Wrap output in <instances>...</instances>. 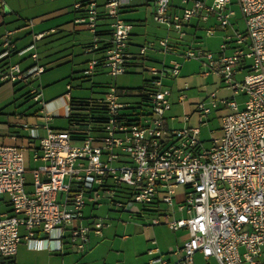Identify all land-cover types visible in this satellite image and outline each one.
I'll list each match as a JSON object with an SVG mask.
<instances>
[{
	"label": "built area",
	"instance_id": "obj_1",
	"mask_svg": "<svg viewBox=\"0 0 264 264\" xmlns=\"http://www.w3.org/2000/svg\"><path fill=\"white\" fill-rule=\"evenodd\" d=\"M150 1L153 19L175 31L177 39L184 37L183 26L192 18L206 20L213 15L219 26L227 27L234 15L231 0H180L179 12L170 11L171 0ZM235 1L245 21L244 32L233 29L226 34L216 54L192 46L182 53L185 59L200 60L206 73H217L232 90L230 98H218L213 91L209 103L196 105L200 124L207 122L213 108L229 109L220 117L221 135L211 139L208 147L198 137L199 127L165 125L170 89L164 79L179 74L176 60L149 68L152 76L142 91L143 102L134 106L133 114L120 100L124 90L111 83L101 100L106 114L99 128L74 122L68 129L45 126L40 134L36 127H29V143L38 141L32 154L38 162L31 169L30 191L26 190L24 147L0 141V195H8L11 207L10 213H0V264H12L21 237L50 251H62L64 241L82 251L89 234H101L104 225L100 218L82 222L86 200L99 197L118 207L127 202L171 209L176 205L185 213L166 221L172 230L185 227L188 231L180 248L182 256L168 262L158 255L150 263L193 264L194 254L200 252L219 264H264V0ZM129 3L73 0V9L79 12L74 22L91 34L86 49L95 51L101 40L106 43L102 57L88 61L86 74H92L96 66L106 68L113 77L127 72L131 22L121 16V10ZM102 24L108 27L107 38L100 33ZM45 32L33 33L22 49H16L12 29L0 34V61L26 50H31L34 61L26 70L8 62L0 69V81L27 80L43 70L37 63L35 41ZM206 32L212 34L213 29ZM155 43L163 52L170 47L168 38L160 37L141 45L138 54L144 55ZM228 46L230 52H226ZM247 59L251 60L249 72L241 82L235 81L236 66H243ZM240 92L246 95L242 108L234 99ZM32 94L43 104L39 87ZM178 97L181 100L183 94ZM120 186L126 201L116 198ZM151 223H159V217L154 216Z\"/></svg>",
	"mask_w": 264,
	"mask_h": 264
},
{
	"label": "crops",
	"instance_id": "obj_2",
	"mask_svg": "<svg viewBox=\"0 0 264 264\" xmlns=\"http://www.w3.org/2000/svg\"><path fill=\"white\" fill-rule=\"evenodd\" d=\"M98 1L101 2V0ZM233 2L234 0H231L229 5L232 10ZM72 3L73 0H0V34L5 29H9L6 25L9 21L21 20L23 22L16 23V29H12L16 49L26 47L30 42L31 34L33 35V33L47 31L38 40V43L41 44L39 50L35 45L37 63L43 67V70L35 77H29L27 80L11 81L12 93H10L8 97H0V141L5 144H14L24 147V164H26L25 152H28L29 156L27 162L29 169L35 167L38 162L32 159L34 147H38V141L37 139H34L31 140L33 141L32 144L29 143L31 138L29 137L28 128L36 127L40 134L43 133L45 126L56 130L70 128L74 123V119H79L88 114V108L72 105V103L80 101L90 103L91 101V104L93 105V101L99 102L102 100L108 85L111 84L105 82L106 85L104 86L101 95L97 96L95 99L90 98L88 100H83L73 96L71 80L74 77H81L79 74L75 75L74 73L79 71L87 77L89 74H86L84 71L87 67L88 61L93 57H102L103 51H89L86 49L90 44L91 34L83 25L74 22V17L78 15L79 12L74 11ZM180 6L181 2H176V0L170 1V11L179 12ZM152 12L153 3L150 0H130L129 5L121 10V16L131 22L130 35L128 38V52L130 55L128 69L131 67H146L147 65H150L149 67H151V64L157 62L162 56V61L165 63H170L171 60L178 61L180 63L181 71L183 66V60L181 58H183L182 53L185 48L184 43L190 42L198 44V30L201 28L206 30L211 27L214 32L221 27L218 25L213 15L209 16L206 20L192 18L183 26L184 31H186L184 37L182 39H177V33L173 30H167L163 24L156 22L153 19ZM30 20L31 23H29ZM23 26H27V28L23 29ZM231 27H233L232 23ZM99 30L104 38L109 36L107 25H100ZM163 35H166L165 37L168 38V43L170 45L167 52H163L160 45L155 43L153 47L146 50L144 55L140 56L138 54L139 47L143 43L154 41L156 38H160ZM185 37H190L191 40L188 41L187 39H184ZM230 50L231 49L228 46L226 52H230ZM27 53L28 50L22 53L12 52L9 57L0 61V69H2L4 65H7L8 62H16L23 70H26L34 63L30 54ZM45 57L47 58L45 59ZM62 64L68 65L65 67V71L62 72L61 76L58 75L59 77H62L59 80L64 79V83H62L61 87H57L56 90L48 87L45 88L44 86L39 87V83H48V85L56 83L57 78L55 77L57 76H54L53 74L49 75L45 73V71L52 66H60ZM241 68L240 65L236 66V71ZM68 71H70V74H67ZM102 73L110 75L107 69L102 66H96L92 74L95 75ZM147 81L148 79H144L142 86L136 88L137 91L131 94L139 96V101H128L126 99L120 100L127 103L128 107L141 104L143 102L142 91L144 87H146ZM1 82L5 81H0V84ZM34 87H39L41 89V99L43 104L37 103L38 106L34 109L27 110V108L23 111L17 112L14 114L16 120L13 121L10 119V116L14 112L9 111V104L15 102V99H9L12 97L16 98L18 91L23 89L24 91L22 94H24L25 98H32L35 100L32 94V89ZM180 94H183V97L185 94L182 92L177 95V102L181 103L183 97L180 100L178 97ZM170 97L171 90L169 100ZM35 102L37 101L35 100ZM170 109L171 103L168 110ZM166 113L165 125L168 128L185 127H171ZM185 115H187L188 118H183L185 121H188L191 114ZM171 119H174V117H171ZM31 182L29 183L26 180V190L28 191L32 189ZM116 198L126 201L123 192H119ZM0 201L4 204V209L0 210V213H10L11 207L8 202V195H0ZM106 202L109 201H107V198L105 197H99L96 201L88 198L83 207L82 222L87 223L92 218H97L98 216L93 212L94 209L106 204ZM121 209L137 217H142L143 211L150 213V217L146 218L148 222L144 224L145 230L148 232L146 233L148 238H146V243L135 251L134 255L127 257L125 253L121 254V252H117L115 255H110L113 243L111 246H108V241L112 242L115 238L109 240V238L104 235L107 234V230H109L111 225L106 224L103 219L100 218L104 222V225L101 228V234L98 235L91 232L89 234V241L82 251L74 250L70 247L67 241H64L62 251H50L47 248L42 247L39 242L34 245L33 242L29 243L24 237H21L17 251L12 259V264H160L158 262H149L151 258L158 255L168 262L178 261L182 256L180 248L183 242L189 237V234L185 227H180L176 230L170 229L166 221L171 218L185 216L183 211L178 210L176 205H174L172 209L171 207L161 205L160 207L155 208L142 207L140 205L135 206L129 202L125 203V206L121 207ZM169 212L171 214L166 216V213ZM154 216L159 217V223H151V219ZM20 233L23 235L24 230L20 229ZM121 240L126 242L128 240L127 235H122ZM197 254H200V256L203 257L200 252H196L193 256V264L194 258ZM209 258L211 257H203L205 260Z\"/></svg>",
	"mask_w": 264,
	"mask_h": 264
},
{
	"label": "rangeland",
	"instance_id": "obj_3",
	"mask_svg": "<svg viewBox=\"0 0 264 264\" xmlns=\"http://www.w3.org/2000/svg\"><path fill=\"white\" fill-rule=\"evenodd\" d=\"M103 1V0H101ZM211 0H208L210 2ZM176 2H180V0H176ZM232 8L235 14L231 17L230 21L233 25H228L227 27H220L216 29L212 34H206V30L201 28L198 30L199 43H184L185 48L187 49L189 46L199 47L204 50H209L213 53H217L219 51L220 44L223 42V37L226 34L233 33V29H237L241 32L245 30V21L243 19L241 10L234 0L232 3ZM180 11V10H179ZM22 22L18 21H9L6 23L9 29H14L17 25L16 23ZM23 23V22H22ZM28 26V25H27ZM27 26H23L27 28ZM16 29V28H15ZM186 32V31H185ZM163 35L161 37H165ZM156 38L154 41L157 42ZM188 41L191 40L190 37H185ZM39 40V39H38ZM38 40L35 41L36 48L41 47V44L38 43ZM32 41V34L30 36V42ZM29 42V43H30ZM144 44V43H143ZM142 44V45H143ZM30 54V50L28 53ZM184 58V56L182 55ZM47 57H45L46 59ZM183 66L181 68L180 74L175 77H167L164 79V84L171 90V109L167 111L166 116L169 119V125L172 127H181V126H197L199 127L198 137L201 141H203L204 146L208 147L211 143V139L217 138L221 134L220 130V117L229 111L227 107L220 106L217 109H212L211 113L207 116V122L204 124H200L198 121V112L195 111L196 105L200 101H204L209 103V98L207 97L209 93L216 90V96L218 98L222 97H231L232 90L229 89L222 81L220 76L215 72H205L206 68L204 67L201 61H197L196 59H183ZM44 59V58H43ZM162 56L158 59L157 62L151 64V66H155L157 68L162 65ZM251 60L247 59L243 66L241 65V69L236 71L233 75L235 81L241 82L243 77L249 72L248 65ZM165 63V62H164ZM168 65L169 63H165ZM68 64H62L58 66H52L48 68L45 73L49 75L57 76L56 83L49 84L48 83H39V87L44 86L45 88L57 89V87H61L62 83H64V79L59 80L62 77V72L65 71V67ZM150 66V65H149ZM148 65L145 67H131L127 70V72L120 73L117 76L113 77L106 73L102 74H89L84 76L82 72H75L74 74H79L81 77L72 78V93L73 96L88 100L90 98H97V96L101 95L105 82L114 83L118 89H124V92L120 96V99H126L128 101H139L140 97L137 95H131L136 92V88L141 87L144 79H150L151 72L149 71ZM67 74H70L68 71ZM59 75V76H58ZM47 85V86H46ZM12 84L11 81L7 80L5 82H1L0 84V97H8L10 93H12ZM23 89L19 90L16 94V98L12 97L9 100L15 99V102L9 104V111L14 112L10 119L13 121L16 120L14 114L25 109H34L38 106V102H35L32 98H25L23 93ZM184 93L183 101L177 102V95L179 93ZM235 101L238 104L239 108L243 107V103L246 99V95L243 93H238L234 97ZM15 103V104H14ZM194 110V111H193ZM185 114H191L190 119L188 121L184 120ZM174 117V119H171ZM28 152H25L26 158V170L25 177L27 182L32 181V172L28 166ZM107 198V197H105ZM106 204H103L94 209V214L98 216L97 218L103 219L106 224L111 225L109 230H107V234H104L109 240L115 238L114 241H108V246H111L113 243V247L111 248V254L115 255L117 252H121V254L125 253L127 257H130L135 254V251L138 250L144 243H146L147 230H145L144 224L148 221L146 218L150 217V213L143 211L142 217H137L135 215H131V213L124 211L121 207L116 206L107 198ZM164 206V205H161ZM4 209V204L0 201V210ZM106 228V227H105ZM22 229V228H21ZM126 234L128 240L123 242L121 240V236ZM105 238V237H104ZM194 264H219L217 260L214 258H209L207 260L203 259L200 254L194 258Z\"/></svg>",
	"mask_w": 264,
	"mask_h": 264
},
{
	"label": "trees",
	"instance_id": "obj_4",
	"mask_svg": "<svg viewBox=\"0 0 264 264\" xmlns=\"http://www.w3.org/2000/svg\"><path fill=\"white\" fill-rule=\"evenodd\" d=\"M106 46L105 40H101V46L95 50H103V48ZM92 102H85V101H80V102H76V103H72V105H77V106H81L82 108L86 107L88 108V114L79 118V119H74V122H81V123H91L93 128H99L101 126L102 120L105 117L106 114V106L103 102L101 101H93V105L91 104ZM126 110H130L131 112L129 114H133V111H135V107L134 106H130L128 108H126ZM98 113V114H97ZM131 118H128V120ZM124 187L120 186L117 187V193L116 196H118L119 192H122Z\"/></svg>",
	"mask_w": 264,
	"mask_h": 264
}]
</instances>
